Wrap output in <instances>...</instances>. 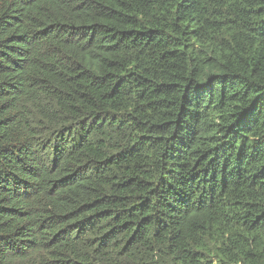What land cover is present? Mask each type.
<instances>
[{"label": "trees", "instance_id": "16d2710c", "mask_svg": "<svg viewBox=\"0 0 264 264\" xmlns=\"http://www.w3.org/2000/svg\"><path fill=\"white\" fill-rule=\"evenodd\" d=\"M0 264H264V0H0Z\"/></svg>", "mask_w": 264, "mask_h": 264}]
</instances>
